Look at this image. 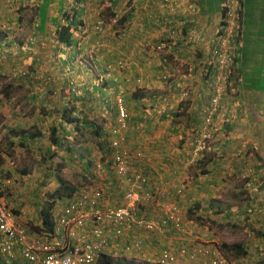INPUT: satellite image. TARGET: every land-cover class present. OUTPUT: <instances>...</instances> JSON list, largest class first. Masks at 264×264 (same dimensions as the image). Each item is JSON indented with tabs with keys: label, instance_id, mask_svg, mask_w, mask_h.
Instances as JSON below:
<instances>
[{
	"label": "rangeland",
	"instance_id": "374dc122",
	"mask_svg": "<svg viewBox=\"0 0 264 264\" xmlns=\"http://www.w3.org/2000/svg\"><path fill=\"white\" fill-rule=\"evenodd\" d=\"M70 1L68 0L67 4L71 5ZM109 1L103 0L99 3L100 6L98 5L96 11L98 16L101 12L103 15L109 6ZM5 5L3 0L0 1V26L4 24V21L8 25L13 22L14 24L8 32L0 31V163L7 168L14 179V188L7 197L11 210L15 216L19 217V221H17L29 228L39 224L38 211L47 207L50 203V195L59 188L57 177L64 180L65 185L74 187L76 191L84 189L87 185L97 187L99 174L96 172L95 166L97 163L105 161L109 156L107 152L104 153L97 147L89 130L81 127L74 129V125L65 124L69 120L67 115L70 112L75 113L76 115L72 116L80 121V118H86L96 127H101L109 137L108 139L112 141L115 139V135L110 131L115 126L114 104L119 94H122L123 104L127 105L129 122L126 129L129 127L131 142V144L125 142L123 148L131 154L136 148L141 149L147 160L148 157L158 159L169 151L166 146L163 147V144L161 147H150L148 142H145L144 145L140 144L142 136L147 135V132L140 134V129H138L140 126H136V120L142 116L138 111L145 108L142 104H147L146 111L150 114L151 107L149 102L141 103L139 98H134L133 94H147L152 89L147 87L141 79H138L136 68L124 66L125 55L122 52L119 53L118 45H116L120 41L119 25L116 24L114 29H111L110 25H105L101 32L92 31L93 39L99 37L98 40H100V36L103 38L105 34L106 41L110 43L106 53L104 52L108 60L106 59V62L101 64V68L97 69L94 62L101 63L98 60L101 46L99 47L100 52L89 47L84 53L76 55L74 60H70L63 51L64 49L62 50L57 43L56 34L52 28H45V32L41 36L37 34L36 19L34 18L32 23L29 22L35 11L27 10L24 21L20 22L19 20L15 21V16L11 14L10 10L7 13L4 11L3 14L1 9L5 8ZM88 6H90L89 3ZM54 8L50 7L51 12L49 11V13L52 16L55 14ZM101 18L108 24L106 16ZM112 23L113 21H111ZM68 52L72 53V51ZM66 59V62L69 61L67 64H60ZM21 72L29 73V76L36 80L40 79L39 82L43 81V86L47 88L43 92H41V88L38 93L39 99L31 92L30 87L26 89L25 83H23L25 79L21 76ZM50 77L55 81L60 78V85H66V89H63L64 85L57 84L55 87V83L51 85L46 83L44 79H50ZM259 78L263 77L259 76ZM12 81L13 88L8 95L10 99L6 100L1 90ZM69 84H72V90L67 89ZM19 86L22 87L19 88ZM234 87L235 82L226 88L227 91L223 90L221 100V107L227 106L230 113L237 105ZM186 89L187 87L180 89L179 94ZM210 89H212L210 86L205 90L201 89L205 96L204 100H206L204 107L208 106ZM159 90H165V86ZM61 94L67 96L65 111ZM75 95L79 96L75 99L73 98ZM19 101L23 102L19 103ZM63 112L67 113L63 114ZM156 116H158L157 113ZM256 116H254L255 119ZM153 117L155 119V116ZM242 117L243 115L238 120L243 119ZM215 120L217 127L223 124L219 121L220 119ZM53 126H58V129L60 127L57 138L60 139L61 149L49 143L50 138H55V135L50 134ZM32 134L41 135L40 137H31ZM28 135L31 137L29 142L27 144L20 143L23 137ZM196 138L198 137L194 136L193 140ZM169 141L173 146L178 147L177 150L183 149L180 146L181 140L179 142L175 139V143L173 140ZM210 141H214V139L210 137L209 141L205 142V147L212 144ZM11 142H14L13 147L10 145ZM259 145L261 146V144ZM185 148V151L192 149V152L190 154L184 152L183 159H177L175 155H172L171 158L167 157L168 160L172 159L173 166L172 168L168 165L169 171L167 172L169 176H173L169 179L170 181H167L163 176L158 179L149 177L142 170L154 195L152 203L141 208L142 215L157 220L165 213L162 210L164 204L176 205L179 209L180 225L178 229L180 230L168 226L165 234L138 232L137 235L144 241L143 246L141 250L128 255L127 259L134 260L137 264H155L161 251L169 250L176 260L171 264H210L213 257L220 258L224 262L223 264H264V238L258 234L264 232V192L256 194L260 189L261 182H264V177H257L254 182L255 188L258 189L254 198L249 196L248 190L242 191L246 180L248 182L247 174L252 175L251 167L255 166V170L259 174L264 172L263 155L259 154L261 148L258 146V149L254 148L252 151L251 148L245 147L237 158L234 153L229 154V158L224 161L228 166L225 169H229L234 162L241 163V159L245 160L248 157L255 159V165L252 162L247 166L243 162L239 169L242 174L239 179L235 178L230 181L222 179L223 185H220L221 182L211 185L212 190H207V192L204 189L196 188V184L202 186L203 182L210 183L203 177L201 178L204 174H202L203 167L200 164L208 159H219L220 156H216L218 152L214 153L209 149L208 154L198 164L192 160V157H196L194 151L196 149L192 146ZM47 151L56 154L52 159L53 162L48 159L50 155ZM199 152L198 149L197 155ZM80 154L90 160L89 163L92 167L94 165L95 173L91 172L90 174L94 175L95 181L92 180L88 183L77 173L78 167L74 165L73 160ZM233 159L236 160L232 161ZM75 160L80 162L77 158ZM158 161L162 163H158ZM158 161L155 164L169 163L162 159ZM81 164L83 165L82 162ZM157 165H154V168ZM149 166L148 169H151ZM89 167L91 168V166ZM152 181L156 184L154 185ZM262 186L263 184L261 189L264 188ZM191 188L196 192L197 198L189 202L188 195ZM244 192L248 196H243ZM63 197L65 198V195ZM247 198L251 200L252 205L244 207V201ZM235 206L239 208L237 209ZM231 207L234 212H231ZM149 237H154L155 240L152 241ZM147 243H151V245ZM234 244H240L243 249L247 248L246 254L238 256L231 247ZM198 246L202 247L197 249ZM256 248L259 250L257 251ZM182 249H185L186 253H196L195 259L189 260L185 255H182ZM201 249L207 250L208 254L199 257L198 250Z\"/></svg>",
	"mask_w": 264,
	"mask_h": 264
},
{
	"label": "crops",
	"instance_id": "0c3cea01",
	"mask_svg": "<svg viewBox=\"0 0 264 264\" xmlns=\"http://www.w3.org/2000/svg\"><path fill=\"white\" fill-rule=\"evenodd\" d=\"M38 1L31 0L30 5L32 6L33 3ZM101 1L103 0H80L79 2L77 0H71V5H69L67 4L69 3L68 0H62L61 7L54 8V16L49 13V11L51 12L49 8L46 22L47 26L45 27L46 29L50 28V19H59L67 10L72 12L77 18L75 20L78 22V24H73L74 29L71 34L72 53H83L89 47L95 51L97 50V52L101 51V54L98 55V60L101 63L96 64L94 62L97 69L101 68V64L105 63L106 59L108 60V57L105 56V51H107L106 49L110 44L109 41H106L105 34L103 38L100 36V40H98L99 37L92 38L93 25L99 19L96 11ZM117 1L118 5L114 8L119 11L121 16L127 13H130L132 16L131 20L119 30L120 41L116 44L118 45L117 48L119 49V53L122 52L125 55L127 67L136 68L135 70L139 76L138 79H141L147 87L152 89L149 93L143 94V97L139 96L141 103L145 101L150 103V114L152 118L149 127L150 130L147 132V135L142 136L140 144L143 143L144 145L145 142H148L147 144L150 147H161L163 144V147L166 146L169 151L165 152V155L158 159L148 157L149 159H146V163H150V166L145 163L146 165H143V168L142 164H140V168L149 177L152 176L158 179L163 176L167 181H170L169 179L173 176H169L167 172L169 171L168 165L172 168L173 166L172 159L168 160L167 157L171 158L172 155H175L177 159H183L184 152L190 154L192 149L185 151V147L195 146L194 143L196 140H193L195 131L201 132L202 130L203 121L202 126L191 127V124H188L189 121H183L184 119H180L179 117L178 120L173 122L172 117L178 112V104L181 101L189 100L193 96V93L195 94V101L199 103L197 105L200 113L199 117L202 116L204 118L205 116L206 107L204 105L206 100H204L205 96L202 94L201 89L205 90L208 85H206L207 82L202 73L204 66L202 64L208 56L209 44L213 40L220 24L221 0H175L174 4L169 8L163 7L160 2L155 0H110L109 6L112 2H116L117 4ZM56 2L59 4L60 1L56 0ZM88 3L90 6H88ZM7 7L5 6V8L3 7L1 9L3 14L4 11L5 13L9 11ZM241 9L242 33L239 48L240 57L236 64L237 78L235 81V92L237 96L236 107L243 106L246 109L243 110L244 114L241 120H237L235 115H231L233 117L231 120L233 125H231L227 133L223 130L227 122L221 116L220 118L216 117L223 124H220L219 127L216 126L217 124L214 126L215 132L212 133L214 141H210L212 143L210 146L205 147L203 150L200 149L196 157H192L193 154L191 156L193 162L196 161L198 164L208 154L209 149L214 153L218 152L216 156H220L219 159H208L206 162L200 164L203 167L202 170L206 169L208 171L206 174L200 175L201 178L203 177L205 181L210 183L203 182L202 186L201 184H196V188L200 190L204 189L205 192L212 190L211 185H217L219 182H221L220 185H223L222 179L227 181L235 178L239 179L242 176L239 169L243 162L247 166L251 165L252 162L255 165V159L248 157L245 160L241 159V163L236 164L234 162L229 169H225L228 167L227 163L224 162L225 159L227 160L229 154L235 152L238 145H241V147L244 145V147L251 148L252 151L253 148L258 149L259 146L261 148L259 154L263 155L264 163V91L251 90L248 83L246 84V81L250 82V80L258 82L255 79H258L259 76L264 78V0H242ZM186 19L189 21L194 20V26L186 27L179 32L176 28L177 24ZM167 22L169 23L168 27ZM109 27L112 29L111 26ZM197 30L203 34V41L193 45L189 44L190 36ZM100 46L102 49L99 51ZM65 53L68 58H74L70 56L72 53L68 52V50ZM119 56L122 55L119 54ZM60 81V78H57L54 86L56 87L57 84L63 86L64 84L60 85ZM37 85L42 86L41 92L47 88L42 83ZM164 86L165 90H159L163 89ZM25 87L27 89L30 85L25 83ZM185 87L188 90L186 89V91L179 94L180 89H184ZM63 95L61 94L60 96L64 100L65 111V98L67 96ZM142 105L145 108L140 109L141 111L138 112L140 115L145 116L144 111L148 109L146 108L147 104ZM236 107L234 111L237 110ZM154 111L158 116H156V113L154 114ZM188 113L192 116V109ZM226 113L227 111H225ZM255 115H257L256 119L254 118ZM153 116H155V119ZM191 132L194 133L191 134ZM175 139L179 142L180 140L182 141L180 145L183 148L182 150H177L178 147L173 146L172 142L169 141L173 140L175 143ZM160 159L169 161V163L155 164ZM235 160L233 159L232 161ZM158 163L162 162L158 161ZM154 165H157V167L154 168ZM148 166L151 169H148ZM251 172L252 175L247 174L248 182L246 180L242 191L248 190L249 196L254 198L256 196L255 192L258 190L255 188L256 184L254 182H256L257 177H264V172L259 174L255 170V166L251 167ZM153 183L154 185L156 184V182ZM262 184V187H264V182H261L260 189L256 194L264 192V188L261 189ZM206 195L208 194L206 193ZM243 196L248 195L244 192ZM194 198H197L196 192L191 188L188 201L190 202ZM244 205V207L252 205L251 200L247 198L244 201ZM235 207L237 209L239 208L238 206ZM231 210V212H234L232 207ZM149 239L152 241L155 240L154 237H149ZM147 244L151 245V243Z\"/></svg>",
	"mask_w": 264,
	"mask_h": 264
},
{
	"label": "built area",
	"instance_id": "2783aa9c",
	"mask_svg": "<svg viewBox=\"0 0 264 264\" xmlns=\"http://www.w3.org/2000/svg\"><path fill=\"white\" fill-rule=\"evenodd\" d=\"M174 2L160 0L167 8ZM221 8V32L211 45L207 61L213 74L203 138L209 137L214 117L221 114L223 90L230 85L240 46L237 34L241 0H222ZM200 39L194 34L189 41ZM117 103V124L111 130L115 135L111 147L115 151L107 160L96 164L97 171L102 174L98 186L87 187L71 198L57 201L51 233L40 236L16 222L5 202L12 182L0 169V264H97L103 256L118 259L141 250L143 242L136 235L138 232L164 234L171 223L179 227L177 210L172 205H164L165 213L157 220L142 215L141 208L149 204L154 195L139 168L142 153L132 151L131 154L123 148L125 137L121 131L126 129L128 114L121 98ZM181 254L189 260L197 255L186 253L185 249ZM207 254L205 249L198 250L199 257ZM174 261L169 250H162L157 263ZM223 263L220 258L213 257L210 264Z\"/></svg>",
	"mask_w": 264,
	"mask_h": 264
},
{
	"label": "trees",
	"instance_id": "16d2710c",
	"mask_svg": "<svg viewBox=\"0 0 264 264\" xmlns=\"http://www.w3.org/2000/svg\"><path fill=\"white\" fill-rule=\"evenodd\" d=\"M59 1L60 2L58 4V2H56V0H39L38 4L36 6L20 5L17 9L12 11L11 13H12V15L15 16V21L19 20L20 22H22V21H24L25 15H27V10L35 11V13L30 18L29 22L32 23V22H34V18L36 19V21L39 24V26L36 29V32L38 35L41 36V34L45 32L44 30H45V27L47 26L46 22H47V14H48L49 8L51 6H53L55 8L58 6L61 7L62 0H59ZM155 1L160 2V0H155ZM117 5H118V1H117V4H116V2H112L110 4V6L107 7V9H105L104 16H106L108 21L111 18H115L116 19L115 23L117 25H120L121 27H124V25L128 21L131 20L132 16L130 13H127V14H124L121 16L119 11L114 8ZM163 7L167 8L166 6H163ZM75 19H77V18L75 17ZM54 21H55V19H54ZM70 24H73V23H70ZM11 25H12V23H10L9 26H11ZM168 25H169V23L167 22V27H168ZM69 27L70 26L62 27L61 31L57 33V37H58L59 41H61L60 43L65 45V46L72 44L71 36L68 32ZM2 32L6 33L5 31H2ZM20 45H21V43H20ZM24 79H26V77H24ZM255 80H258V82L250 80V82L246 81V84L248 83L251 90L264 91V78H258ZM259 81H261V82H259ZM12 85H13V81L11 83L7 84L6 86H4V88L1 90V93L6 98V100L10 99V98H8L9 97L8 95L11 92V89L13 88ZM20 87H22V86H19V88ZM133 95H134V98H137V99L139 98V96L143 97V95L139 94V93H134ZM194 96H195V94L193 93V96L189 100L181 101V103L178 104V108H177L178 112L175 113L174 116L172 117L173 122L175 120H178V118L180 117V119H184L183 121H185V120L189 121L188 124H191V127H196L198 125H199V127L201 126L202 121H203V117L202 116L199 117L200 113L197 109V101H195ZM27 98H29V96H27ZM21 102H23V101H19V103H21ZM236 108H237V110L233 111L232 113H230V109L227 108V106L225 108H223V107L220 108V111L224 115L223 116L224 121L227 122L226 125L223 127V130H225V133H227L230 130L231 125H233L232 121H231L233 119V117L231 115H235L237 120H238L243 115V112H244L243 110L246 109L243 106H239ZM190 109H192V111H193L192 116H190L188 113L190 111ZM146 110L144 111L145 116H140V117H138V120H136V126L137 125L140 126V128H138V129H140V134L144 133V132H148L150 130L149 127H150V123L152 121V118H151V114H148V112ZM225 111H227L226 114H225ZM65 113H67V112H63V114H65ZM72 115H76V114L70 112V114L67 115V116H69V120H68V122H65V123H67L69 126L74 125V129H79L81 127V128L86 129V130H89V132L91 133V138H93V140L96 141L97 147L100 150H102L104 153L107 152L109 154V156L110 155L112 156L115 149H114V147H111V141H110V139H108L109 137L107 136L106 132H104V130H102L101 127H96V125L94 123H92L90 120H87L86 118H80L81 119V121H80L78 118H74ZM59 129H60V127H59ZM59 129H58V126L51 127V133L50 134L52 136L55 135V138H50L49 143H51L52 145L57 146L59 149H61L60 139L57 138L58 133H59V131H58ZM193 133L194 132H191V134H193ZM172 134H174V133H172ZM199 134H200V131L199 132L195 131L194 135L198 136ZM40 135L41 134H35V135L32 134L30 136L31 137L32 136L33 137H40ZM124 135H125V141L123 142V144H125V142L128 144H131V142L129 140V135H130L129 127H127V129L124 130ZM30 136L29 135L24 136L23 139L20 141V143L23 144V142H24V144H27L29 142V140L31 139ZM14 142L10 143L11 147H13ZM237 149H241V145H238V148H236L235 151ZM69 151H71L70 148H69ZM47 153L51 157V158L48 157V159L50 161H52V159L56 156V154H54L52 152L47 151ZM239 155H240V153L238 154V156ZM75 158H77V160L80 162H77L75 160ZM75 158L73 160V163H74V165H76L78 167L77 173L80 174L83 178H85L88 183L92 182V180L94 181L95 180V179H93L94 175H91L90 173L91 172L95 173V170H94V165L92 167V165L89 163L90 160H87V158H85V156H83V154H80L79 157H75ZM212 161H214V160H212ZM81 162L83 163V165L81 164ZM89 166H91L92 169ZM90 169H91V171H90ZM95 169H96V166H95ZM207 172L208 171L206 169H204L202 174H206ZM57 182L59 184L58 185L59 188L56 189L55 192L50 195V197H49L50 203L47 205V207H44L38 211L39 224H36V225H33L32 227H30L31 233H35V234L40 235V236H45V234H49L51 232L53 226H54V223H55V220H54L55 218L53 215V212L55 209V202L62 199V197L64 195L66 198H71L74 195V193L76 192V189L74 187L65 185L64 180H62L60 177H57ZM86 187H89V185H87ZM258 234H259V236H262V238H264V232L263 233L259 232ZM223 246L228 248L225 245H223ZM231 247L238 256L246 254L245 251L247 250V248L243 249V247L240 244H234V245H231ZM256 250L258 251L259 249L256 248ZM98 264H137V263L134 260H127L125 258H123L121 260L112 261L111 258H106L103 256L99 260ZM145 264H149V263H145ZM155 264H157V263H155Z\"/></svg>",
	"mask_w": 264,
	"mask_h": 264
},
{
	"label": "clouds",
	"instance_id": "9594fccd",
	"mask_svg": "<svg viewBox=\"0 0 264 264\" xmlns=\"http://www.w3.org/2000/svg\"><path fill=\"white\" fill-rule=\"evenodd\" d=\"M1 2H2V0H0ZM31 0H3V2L6 4L5 6H8L7 7V9L8 10H10L11 12L12 11H14L15 9H17L20 5H28V6H31L30 4H31V2H30ZM80 0H78V2H79ZM221 3H222V0H221ZM38 4V2H35V3H33V5L32 6H36ZM241 4H242V0H241ZM105 12V11H104ZM104 12H103V15L102 14H99V19L96 21V23L94 24V26H93V31L94 32H101V31H103V28H104V26L105 25H110L112 28L113 27H115L116 26V23H115V21H116V19L115 18H111L109 21H108V24L104 21V20H102V18L101 17H104ZM102 15V16H101ZM219 18H220V24H219V27H218V29H217V31H216V33H215V36H214V38H213V40L211 41V43L209 44V49H208V56H207V58H206V60L203 62V64L202 65H204L203 66V70H202V73H203V75H204V79H205V81L207 82V84H208V88H209V86L211 87V78H212V74H213V68L211 67V66H209L208 64H207V61H208V59L210 58V48H211V45H212V43H214L215 41H216V39H217V36H218V34L221 32L220 31V27H221V24H222V21H221V19H222V8H220V14H219ZM54 19H55V21H54ZM50 23H49V27L50 28H52L53 30H54V32H55V34H56V38H57V43L59 44V46L61 47V49L64 51V52H66L67 50L68 51H72L73 49H72V47H71V45H63V44H61L60 42L61 41H59V39H58V37H57V33L58 32H60L61 31V28L62 27H67V26H70L69 27V30H68V32H69V34H70V36H71V34H72V30L74 29L73 28V24H78V22L75 20V16H74V14H72V13H70V11L68 10V11H66V12H64L63 14H62V17H60L59 19L58 18H52V20L50 19ZM111 21H113V23L111 24ZM70 23H73V24H70ZM194 20H182V21H180L178 24H177V26H176V28L178 29V31L179 32H181L183 29H184V27H189V26H191V27H193L194 26ZM13 24H14V22L12 23V25L11 26H9L8 24H6V22L4 21V24H2L1 26H0V31H5V32H8L9 31V29H10V27L12 28V26H13ZM37 24H38V22H37ZM51 25V26H50ZM173 25V24H172ZM120 26V25H119ZM37 27L38 26H36V29H37ZM49 28V29H50ZM121 28H123V27H121L120 26V29ZM241 30H242V9H241V11H240V20H239V31H238V34H237V41H238V43L241 45ZM199 35L200 37H201V39L199 40V41H197V42H193V41H190V43L189 44H196V43H199V42H201V41H203V39H204V36H203V34L201 33V32H199L198 30L197 31H195V32H193L192 33V35ZM191 35V36H192ZM190 36V37H191ZM239 48H240V46H239ZM239 48H238V54H237V57H236V59H235V63H234V74H233V76H232V78H231V82H230V85L232 86L233 85V83L235 82V80H236V78H237V69H236V64H237V60L239 59V57H240V53H239ZM85 52V51H84ZM83 52V53H84ZM81 52H73L70 56L71 57H74L75 58V56L76 55H78V54H80ZM74 58H70L69 57V59L70 60H74ZM69 62V61H68ZM61 63H63V62H60V64ZM65 64H67L66 63V61H65ZM64 64V65H65ZM125 65L124 66H127V62L126 63H124ZM205 69H207V71L205 70ZM21 76L22 77H26V79H25V81L23 82V83H27L28 85H30V88L32 89V93L35 95V96H37L38 97V99H39V94L38 93H40V91H41V88H42V86L41 85H37L36 86V84H40V83H42L43 81H41V82H39L40 81V79L39 80H37L36 81V79H34V78H31L30 76H29V73H26V72H21ZM45 81H46V83H48V84H54L56 81L54 80V79H51V77H50V79H44ZM206 84V85H207ZM229 85V86H230ZM63 89H66V85H64V87H63ZM67 89L68 90H72L73 89V87H72V84H69V85H67ZM234 89V91L236 90L235 89V87L233 88ZM211 90V93H212V89H210ZM225 91H227V89L225 90ZM211 93H210V96H208V101H207V104L209 105V101H210V98H211ZM79 95H75V97H73V98H77ZM118 98H121L122 99V101H123V98H122V94H119V97ZM118 98H116V100H115V104H114V111H115V114H116V118H115V125L117 124V119H118V114H117V106H118V103H117V99ZM71 99V98H70ZM124 105V104H123ZM222 106V105H221ZM125 107V109H126V107H127V105L126 106H124ZM222 108V107H221ZM207 109H208V106H206V111H205V116H204V118H203V124H204V120H205V117H206V114H207ZM126 111H127V109H126ZM127 114H128V111H127ZM220 116H221V118L223 119V114H222V112H221V114H219V115H216V117L217 118H220ZM216 117H214V121H213V125H212V127H211V129H210V132H209V137H207V138H203V134H204V126H202V124H201V126H202V130H201V132H200V134L198 135V136H196V137H198V138H196L195 140V143H194V145L195 146H193V148H195L196 150H194L195 151V155H197V151H198V149L200 150H203L204 148H205V142H207V141H209V139H210V137H212V133L213 132H215L214 131V126L216 125L215 124V119H217ZM224 120V119H223ZM128 122H129V116H128V119H127V125H128ZM114 127V126H113ZM112 127V128H113ZM112 128H111V130H112ZM110 130V131H111ZM123 134H124V131L122 132ZM112 134V133H111ZM124 137H125V135H124ZM200 138V139H199ZM197 146V147H196ZM244 145H242V147H241V149H237L235 152H233L234 153V156H236L235 158H237L238 157V154L239 153H241V151H243L244 150ZM254 149V148H253ZM134 151H140L141 153H142V159L139 161V168H140V164H144V163H146L147 161H146V159H145V155H144V153H143V151L141 150V149H135ZM114 153V152H113ZM111 156V155H110ZM110 156H108V157H110ZM107 157V158H108ZM107 158H106V160H107ZM1 160V159H0ZM1 162V161H0ZM143 166V165H142ZM0 169H1V173L2 174H4V176L5 177H8L10 180H11V182H12V184H11V186H10V189H9V191L7 192V194H6V196H5V202H6V204H7V207L9 208V210L11 211V213L13 214V216H14V218H15V220H16V222L17 223H19L18 221V219H19V217H17V216H15V213L11 210V207H10V204H9V202H8V199H7V197H8V194H10V192H12V190H13V188H14V179L11 177V174H9V171H7V168L6 167H4L3 166V164H1L0 163ZM141 169V168H140ZM142 171V170H141ZM96 172H98L97 171V169H96ZM143 173V172H142ZM98 176H99V180L97 181V183L96 184H98V182L100 181V179H101V177H102V174H100L99 172H98ZM145 175V174H144ZM108 176L110 177L111 176V172H109V174H108ZM146 176V175H145ZM147 178V177H146ZM95 181V180H94ZM148 186H149V184H148ZM87 188V187H86ZM89 188H94V187H90L89 186ZM150 190H151V188L150 187H148ZM82 190H84V189H81V190H79V191H76L75 193H77V192H80V191H82ZM152 191V190H151ZM153 192V191H152ZM74 193V194H75ZM65 199H67L66 197L64 198H62V199H60V200H65ZM60 200H58V201H60ZM154 201H156V200H154ZM153 201V202H154ZM57 202V201H56ZM152 202H150V204H151ZM56 204V203H55ZM164 205H166V204H164ZM167 205H172V206H174L175 208H176V210H177V216H178V214H179V209H178V207L176 206V205H173V204H167ZM178 219H179V217H178ZM18 220V221H17ZM20 224V223H19ZM21 225V224H20ZM179 225H180V219H179ZM23 227H25L29 232H30V227L28 228V227H26V226H24V225H22ZM169 226H172V227H174V228H176L177 230H180V229H178V227H175L174 226V224L173 223H171ZM54 227V226H53ZM53 229V228H52ZM168 230V229H167ZM167 230H166V232H167ZM52 231V230H51ZM165 232V233H166ZM51 233V232H50ZM164 233V234H165ZM155 234H158V233H155ZM137 235V234H136ZM138 236V235H137ZM139 238L142 240V242H144L143 241V239L139 236ZM202 246H198V248L197 249H200ZM188 250V249H187ZM128 256V255H127ZM127 256H122V257H120V258H118V259H111L112 261H115V260H121V259H123V258H125V259H127ZM127 260H129V259H127ZM99 262V261H98ZM155 263H157V262H155ZM98 264V263H97ZM158 264V263H157Z\"/></svg>",
	"mask_w": 264,
	"mask_h": 264
}]
</instances>
